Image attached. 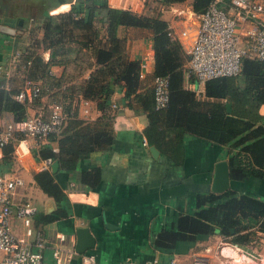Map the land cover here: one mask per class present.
<instances>
[{
  "label": "trees",
  "instance_id": "obj_1",
  "mask_svg": "<svg viewBox=\"0 0 264 264\" xmlns=\"http://www.w3.org/2000/svg\"><path fill=\"white\" fill-rule=\"evenodd\" d=\"M155 1L159 4L156 12L115 7L108 0H76L69 10L57 13L45 10L40 15L41 37H32L31 42L20 45L14 66L26 79L43 81L47 83L46 90L59 93L60 99L53 101L64 104L68 117L58 135H50L48 142L34 149L35 158L50 157L58 163L59 170H71L94 152L110 149L117 136L112 119L118 105L112 95L123 90V104L134 109L137 105L146 118L143 130L132 132L136 138L145 139L173 159L183 154L185 137L203 138L221 147L231 180L255 177L264 181V115L258 112L259 105L264 103V59L245 55L239 74L206 80L200 93L204 97H198L194 89L184 84L185 78L194 81L185 74L188 54L181 41L171 36L169 23L162 16L170 5L185 0ZM210 1L191 0V9L201 12ZM100 15L105 20L103 30L93 21ZM123 27L151 31L153 76L168 79V101L163 107L150 108L152 91L149 85L141 90V61L127 55L125 39L120 36ZM40 44L49 51L46 60L37 51ZM80 53L91 56L88 64L94 66L93 70L87 78L60 88L65 79L50 73L51 65L70 64L80 59ZM4 83L0 81V114L11 113L17 120L25 118L26 102L14 98L18 87L7 88ZM45 92H40L33 101H39ZM81 98L95 102L101 111L97 119L87 120L78 115L77 102ZM227 101L231 102V111L227 110ZM51 140L57 142V149ZM13 149L12 142L4 146L0 161L4 167L12 162ZM33 177L56 205L50 212H36V222L66 216L68 210L63 205L66 195L50 168L35 172ZM82 179L87 180L86 172ZM257 231L261 236L264 233V199L238 191L230 183L222 192L211 189L198 192L193 212L179 214L176 227L161 232L155 243L173 248L181 240L194 242L218 232L225 240L247 245L260 241Z\"/></svg>",
  "mask_w": 264,
  "mask_h": 264
},
{
  "label": "crops",
  "instance_id": "obj_2",
  "mask_svg": "<svg viewBox=\"0 0 264 264\" xmlns=\"http://www.w3.org/2000/svg\"><path fill=\"white\" fill-rule=\"evenodd\" d=\"M121 1L117 4L108 3L128 8ZM74 2L75 0L61 1L47 11L69 10ZM30 3L31 0H0V81L10 87L19 88L23 72L10 69L7 74L4 64L7 65L9 57L10 65L14 64L20 54V45L28 43V27L40 20V13H31ZM140 3L138 9L133 6L129 8L141 12L144 4L142 0ZM183 5L188 7L186 17L180 15ZM190 11L191 0H185L170 5L163 10L162 16L170 27L179 31L183 27L182 23L188 21ZM93 21L100 30L104 29V16H96ZM120 36L125 39V50L129 58L141 61V90H144L153 77L152 33L147 28L123 27ZM187 41L183 40L186 52ZM48 57L49 53L45 52V60ZM79 58L67 65H51L50 73L65 79L61 86L77 83L87 78L93 70L94 66L84 60H90L91 56L80 53ZM71 72L73 73L69 75ZM196 83L187 78L184 81L186 87L193 89L192 85L196 86ZM122 96L123 90H116L112 95V100L118 105L112 119L117 135L113 145L110 149L96 151L90 157L80 160L74 169L59 170L58 163L53 166L56 161L52 160L45 167L44 158H35L33 152L40 146L31 147L30 138L16 145L17 149H22V153H12L10 169L20 173L24 179L25 194L31 192L37 200L36 204L33 203L37 207L36 212H50L56 205L54 199L36 184L33 177L35 172L50 168L66 195L63 201L68 210L66 216L46 223H37L34 216V225L43 230L49 241L55 239L56 233H64L67 246L73 245L74 249L77 228L87 227L89 235L93 237V245L81 253H94L98 264H117L126 258H133L139 264L148 259H157V264H171L172 259L176 260V264H193L195 258L205 259L208 264H264V233L261 236L259 231L257 234L260 235V241L247 245L225 240L218 232L194 242L181 240L173 248L156 245L155 239L161 232L176 227L179 214L193 212L197 193L210 190L215 163L219 159L227 160V157L219 145L191 135L185 137L184 152L177 159L161 152L159 148V154L153 156L149 144H144L132 135L133 131L141 132L145 127L144 112L137 105L135 109L124 105ZM39 99L37 102L33 99L26 102V114L48 115L49 105L53 100L46 93ZM62 105L64 107L63 103ZM77 105L78 115L87 120H95L101 115L94 101L81 98ZM149 106L155 107L150 100ZM258 112L264 115V103L259 105ZM6 117L11 118L12 114L1 113L0 121ZM48 141L49 139L46 142ZM51 141L53 148L57 149V142ZM85 172L87 180L83 181ZM72 182L74 184L70 185ZM230 183L238 191L264 199V181L259 178L230 179ZM12 219L20 222L15 217ZM44 255V263L53 264L50 247L45 249ZM70 264H81L79 253L73 256Z\"/></svg>",
  "mask_w": 264,
  "mask_h": 264
},
{
  "label": "built area",
  "instance_id": "obj_3",
  "mask_svg": "<svg viewBox=\"0 0 264 264\" xmlns=\"http://www.w3.org/2000/svg\"><path fill=\"white\" fill-rule=\"evenodd\" d=\"M121 2L128 8L132 7L126 4L127 0ZM169 33L178 38L183 46V40H188L185 74L194 78L192 82L197 83L192 86L201 95L206 80L239 74L245 55L264 59V0H211L201 12L197 13L191 9L188 21L179 31L169 26ZM242 35L246 36L245 43H242ZM5 69L7 74L10 73L7 66ZM141 76L140 71V78ZM23 77L14 98L27 102L40 94L41 84L39 81ZM151 81L149 86L153 104L155 108L163 107L168 101V79L154 75ZM115 105L113 103V106ZM66 119L67 113L58 101L50 103L47 116L28 113L20 120L4 118L0 121V161L7 143L14 144L15 154L22 153V149H17L16 145L27 138L32 140L31 147H39L50 135H58L61 132ZM143 143L146 144L145 139ZM43 161L46 167L51 158H44ZM22 186L24 180L21 176L0 173V264H45L44 253L47 247H50L53 264H70L78 252L73 245L67 246L64 233H56L55 239L49 241L43 230L34 225L36 205L17 198L18 189ZM14 217L21 222V234L12 229L11 219ZM79 254L81 264H98L94 253ZM157 262V259H148L143 264ZM170 263L176 264V260L172 259ZM117 264L139 263L133 258H126ZM193 264L208 262L195 258Z\"/></svg>",
  "mask_w": 264,
  "mask_h": 264
},
{
  "label": "rangeland",
  "instance_id": "obj_4",
  "mask_svg": "<svg viewBox=\"0 0 264 264\" xmlns=\"http://www.w3.org/2000/svg\"><path fill=\"white\" fill-rule=\"evenodd\" d=\"M110 3H113V4H117V3H120V0H108ZM140 1L141 0H127V2H126V4L127 5H132L133 7H136L137 9L140 7ZM143 2H145V5H143V10L142 11H146V9H147V12H149L150 10H152V12H156L157 11V9L159 8V4L155 1V0H144ZM73 4V3H72ZM144 4V3H143ZM59 5V4H58ZM146 8V9H145ZM187 9H188V7L186 6V5H183L182 7H181V10H180V15H181V17H186L187 16ZM48 12L49 13H57V12H50V10H48ZM39 24H40V20H39V22H38V20H37V22H35V23H32L31 25H30V27H28V29H27V42H31L32 41V37H35V36H38V37H41L40 35V28H39ZM182 25H183V23H182ZM42 31V30H41ZM242 43H245L246 42V36H244V35H242ZM39 47H37V51L38 52H40L41 54H42V56H43V58H44V55H45V52H48L49 53V51L48 50H46V49H44L43 48V45L42 44H40V45H38ZM85 56H86V53H83ZM45 59V58H44ZM85 60V62L87 63L88 61H89V59H84ZM17 62H18V60H17ZM7 63V65L6 64H4L5 66H7L9 69H15L16 67V65L14 66V64L13 65H10L11 64V60H10V57H9V60L6 62ZM24 68V67H23ZM78 69V68H77ZM15 71H17L16 69H15ZM51 72V71H50ZM73 72H71L69 75H71ZM68 78L70 77V76H67ZM49 81H50V79H49ZM39 82H40V84L41 85H43V87H41V93H43V92H45L47 95H48V97L50 98V99H55V98H58V99H60L59 98V93H53L50 89H48V90H46L47 89V83H43V81H40L39 80ZM61 83H63V81H61ZM62 85V84H61ZM60 85V88H63V86H61ZM59 102V101H58ZM11 164L12 163H10V164H7L5 167H4V165L0 162V173H4V174H6V175H19V176H21L20 175V173H18L17 171H13V170H11L10 169V166H11ZM22 177V176H21ZM24 180V179H23ZM23 187L24 186H22L21 188H19L18 189V199H24V200H28V201H30V202H32V203H35L37 200L35 199V197H33L32 195H31V192L30 193H28V194H25V192H24V189H23ZM39 193L41 194L42 192H41V190H39ZM26 195V196H25ZM36 204V203H35ZM11 226H12V229L14 230V232H16L17 234H21V224H20V222H15V220L14 219H11ZM14 227V228H13ZM255 260H256V258H255Z\"/></svg>",
  "mask_w": 264,
  "mask_h": 264
},
{
  "label": "water",
  "instance_id": "obj_5",
  "mask_svg": "<svg viewBox=\"0 0 264 264\" xmlns=\"http://www.w3.org/2000/svg\"><path fill=\"white\" fill-rule=\"evenodd\" d=\"M66 1V0H58V2ZM7 31V30H6ZM226 107L228 111H231V102H226ZM149 150L153 156H157L159 154V149L155 145H149ZM57 162L53 163V166L56 165ZM230 186V178H229V167L228 161L226 159H219L215 163V169L213 178L211 181L210 189L214 192H222L226 190ZM91 235H89V229L87 227H78L77 228V243L75 245V250L78 253L85 251L88 247H91L92 239Z\"/></svg>",
  "mask_w": 264,
  "mask_h": 264
},
{
  "label": "flooded vegetation",
  "instance_id": "obj_6",
  "mask_svg": "<svg viewBox=\"0 0 264 264\" xmlns=\"http://www.w3.org/2000/svg\"><path fill=\"white\" fill-rule=\"evenodd\" d=\"M57 3L58 0H31L29 7L31 8L32 14L36 13L38 15L40 13L41 15L45 10L47 11V9L54 7ZM68 5L69 4L66 5V8Z\"/></svg>",
  "mask_w": 264,
  "mask_h": 264
},
{
  "label": "bare ground",
  "instance_id": "obj_7",
  "mask_svg": "<svg viewBox=\"0 0 264 264\" xmlns=\"http://www.w3.org/2000/svg\"><path fill=\"white\" fill-rule=\"evenodd\" d=\"M231 252V251H230ZM238 254V253H237ZM234 256V255H233ZM240 259V258H239ZM251 262V261H250Z\"/></svg>",
  "mask_w": 264,
  "mask_h": 264
}]
</instances>
